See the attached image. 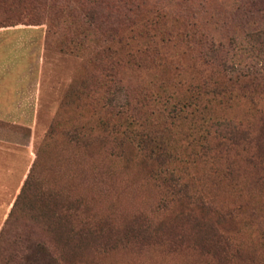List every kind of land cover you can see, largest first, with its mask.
<instances>
[{"label": "rangeland", "instance_id": "374dc122", "mask_svg": "<svg viewBox=\"0 0 264 264\" xmlns=\"http://www.w3.org/2000/svg\"><path fill=\"white\" fill-rule=\"evenodd\" d=\"M141 1L140 17L159 8L166 30L195 22L196 38L202 33L224 45L231 38L244 43L264 23V0ZM110 4L124 0H108L98 24L106 15L111 21L122 15ZM76 7L71 0H0V20L11 23L0 26V230L29 177L24 198L34 205L9 235L28 233L34 210L51 220L55 211L52 231L64 263L264 264V164L253 157L259 145L264 158V92L248 81L247 91L229 101L202 94V114L167 128L163 137L173 156L166 166L185 184L172 190L156 172L159 161L101 128L104 89L93 77L106 37L101 25L83 30L84 36ZM158 51L117 68L116 102L125 93L137 97L144 104L142 129L150 132L163 112L162 100L150 94L177 97L187 83L221 70L216 61L203 63L194 41L165 43ZM252 55L248 48L242 52L246 65L256 63ZM201 116L239 120L258 143L239 139L216 149L212 132L202 148ZM192 150L198 153L188 157ZM29 257L56 264L42 250L32 248Z\"/></svg>", "mask_w": 264, "mask_h": 264}, {"label": "trees", "instance_id": "16d2710c", "mask_svg": "<svg viewBox=\"0 0 264 264\" xmlns=\"http://www.w3.org/2000/svg\"><path fill=\"white\" fill-rule=\"evenodd\" d=\"M71 1L77 6L74 10H78L80 13L77 29H81L80 32L83 34V30L99 29L98 25H101L102 34L106 37V42L96 55L100 67L93 77L100 88L104 89L101 98L106 111L105 117L101 120V128H104L115 139H126L130 143L136 144L147 156L159 161V169L156 172L159 176L162 175V180L168 187L181 191L185 188V184L182 182L183 178L166 166L173 153L163 135L166 134L167 128L172 127L180 118L189 114L203 113V110L197 107L198 99L202 94L204 96L215 95V99L229 101L237 97V91H247L248 81L254 90L260 93L264 92V23L257 24L254 33L246 36L244 43L236 38H231L227 45H224L202 37V33L196 38V29L198 28L195 22L186 23L176 31L166 30L165 24L161 21L162 14L158 10L159 8L140 17L143 15L141 0H124L123 6L110 4L108 8L111 11L122 10V15L114 18V21L109 20L110 16L106 15L99 21V24L98 13L107 5L108 0ZM58 11H62V8H59ZM137 17L143 20H139ZM7 25H11V23H4L0 20V26ZM83 35L85 36V34ZM192 41L200 47L199 55L203 63L215 65L216 61L221 70H218L215 78L210 74L207 77H201L202 79L197 82L187 83L184 92L177 97L165 92L162 95L156 94L155 97L150 94V100H162L163 112L159 114L160 120L156 123L157 129H153L151 132L142 129L145 119L141 118V109L144 104L137 97H132L128 93H125L123 102H116V93L121 82L117 76V68L123 63L138 64L145 58L157 56L158 47L165 43H189ZM246 48L252 50L253 59H257L256 63L246 65L243 62L242 52ZM171 97L175 100L174 102H170ZM134 98L138 100L132 103ZM169 104L170 106L167 107ZM199 120L198 131L200 133L197 140L202 141L200 145L202 148L212 138L210 136L212 132L216 135V149L237 144L239 139L243 141L250 139L245 140L247 143H252L255 140L256 144L258 143L255 137L247 136V131L242 128V123L239 120L222 118L209 122L203 116ZM191 144L195 145V140ZM258 148L261 149L259 145ZM258 148L256 146L254 149L253 157L264 164L263 155ZM197 153L192 150L187 156ZM28 180L29 177L22 184L0 230V264H34V262H29L32 261L29 257L32 248L35 252L42 250L44 256L51 262L67 264L62 262L64 261L61 259L62 248L60 245L58 246L52 231V220L56 218L55 211L52 212L51 220L43 213L34 210L31 213L28 233H24L20 229L9 235L10 228H18L21 225L19 220L29 215V211L34 205V199L24 198ZM34 223H41L38 224L40 229L42 227L46 229L37 230L34 228ZM68 230L71 231V229ZM27 251L28 255L25 256Z\"/></svg>", "mask_w": 264, "mask_h": 264}]
</instances>
